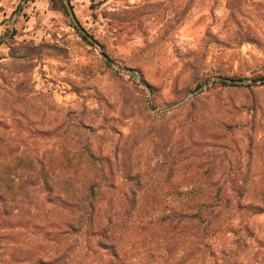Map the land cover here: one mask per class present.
Segmentation results:
<instances>
[{
    "label": "rangeland",
    "instance_id": "1",
    "mask_svg": "<svg viewBox=\"0 0 264 264\" xmlns=\"http://www.w3.org/2000/svg\"><path fill=\"white\" fill-rule=\"evenodd\" d=\"M262 79L264 0H0V169L21 158L63 181L59 165L91 154L103 227L135 196L152 214L203 182L226 200L213 231L129 227L118 264H264ZM37 170L16 172L15 202L0 201V264H113Z\"/></svg>",
    "mask_w": 264,
    "mask_h": 264
},
{
    "label": "trees",
    "instance_id": "2",
    "mask_svg": "<svg viewBox=\"0 0 264 264\" xmlns=\"http://www.w3.org/2000/svg\"><path fill=\"white\" fill-rule=\"evenodd\" d=\"M81 37L86 40L83 36ZM87 43L91 45L88 41ZM224 78L242 80L232 77ZM221 83L230 87L246 88L245 86ZM86 156L88 157L87 162L74 165V172L64 173L63 171L72 169V166L59 165L63 175L68 176L63 181H60L61 176L59 173L55 174L58 170L43 167L38 171L37 164L33 161L16 158L0 169V201L10 200L9 203L15 202L17 197L16 183L18 179L15 176L16 172H35L37 170L36 173H39L42 179L44 178V185L47 188L49 202L55 203L56 201L75 207L79 219L72 221L70 224L71 227H76L80 223V226L86 223L88 227H92L94 229V236L97 238V249L107 253L103 256H109L113 260V264H118L121 261L122 241L124 239L123 233L129 227H134L133 229H135L138 235L147 234L148 232L153 234V232L158 231H166L169 233L170 231L178 230L181 235L186 230H191L193 232L192 235L196 239H202L207 232L213 231L215 224H219L221 217H224L220 206L222 205L221 202L226 203V200L221 201L223 196L219 193L220 189L217 193H214L213 191H209V189H205L203 182L196 181L193 191L176 195L178 197L174 208L157 210L152 214L144 213L143 210L139 209V204L143 201V196H140L138 200L135 196L134 200H131L135 203L132 211L127 215H114L112 220L108 219L106 221L107 227H103L101 222L96 223L95 221L99 215L97 206L104 200L98 186L99 180L101 179V174L99 173H102V170L97 168V164L92 160L91 154H86ZM78 173L80 176L76 178V174ZM52 174L56 176L54 177ZM159 197L162 201L169 198L164 195H160ZM31 262L20 264H31ZM13 263L16 264L10 259H5V264ZM34 264H37V262H34Z\"/></svg>",
    "mask_w": 264,
    "mask_h": 264
},
{
    "label": "water",
    "instance_id": "3",
    "mask_svg": "<svg viewBox=\"0 0 264 264\" xmlns=\"http://www.w3.org/2000/svg\"><path fill=\"white\" fill-rule=\"evenodd\" d=\"M66 12L69 16V19L72 23V25L78 30V32L90 43V44H95V40L81 27V25L79 24L78 20L76 19L72 7L70 5H66L65 7ZM100 57L103 58L106 63L108 65H112L113 62L108 59L105 54L103 52H100ZM131 76L133 78H138L139 75L135 72V71H131L130 72ZM213 82H223L226 84H230V85H240V86H247L249 85L251 82L247 79L244 80H232L229 78H224L221 76H215L212 78ZM261 83H264V79L260 80ZM203 87H200L197 91H195L193 94H199L202 91Z\"/></svg>",
    "mask_w": 264,
    "mask_h": 264
}]
</instances>
